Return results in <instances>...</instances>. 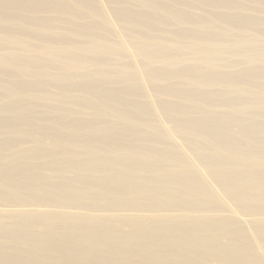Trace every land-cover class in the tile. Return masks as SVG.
I'll return each mask as SVG.
<instances>
[{"label":"bare ground","instance_id":"obj_1","mask_svg":"<svg viewBox=\"0 0 264 264\" xmlns=\"http://www.w3.org/2000/svg\"><path fill=\"white\" fill-rule=\"evenodd\" d=\"M0 264H264V0H0Z\"/></svg>","mask_w":264,"mask_h":264}]
</instances>
